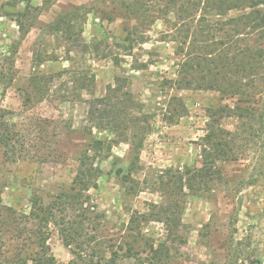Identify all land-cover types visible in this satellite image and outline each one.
Here are the masks:
<instances>
[{
  "label": "rangeland",
  "instance_id": "obj_1",
  "mask_svg": "<svg viewBox=\"0 0 264 264\" xmlns=\"http://www.w3.org/2000/svg\"><path fill=\"white\" fill-rule=\"evenodd\" d=\"M30 1L35 9L23 19L21 29L15 16L0 9V107L12 112L27 146L23 159L15 160L6 157L0 145L3 203L18 213L28 212L30 188L55 191L68 186L80 154L94 139H105L112 145L110 155L100 161L101 176L89 193L97 211L105 215L100 231L110 243L127 248L123 224L131 213L177 201L180 223L168 264H231L234 245L240 240L249 242L255 255L263 257V140L245 136L252 131L249 124L244 125L245 119L236 115L220 119L223 128L238 135L234 159L220 161L216 167L227 180L216 177L192 196L186 186L180 191L179 177L187 166L201 164L199 142L209 119L208 107L251 105L260 112L264 93L257 91L254 103L217 91L177 88L176 70L182 55L177 53L171 25L163 20L139 28L144 41H134L128 52L116 42L123 43L128 29L136 26V18L132 12L114 9L112 0ZM73 11L80 13V42L97 41L100 50L112 55L103 57L92 48L76 47L49 29L59 14ZM36 52L41 54L40 66ZM37 71L53 76L44 99L34 97L28 84ZM83 75L90 80L87 87L77 81ZM258 85L263 88L261 81ZM26 90L33 96L27 105L23 103ZM117 103L137 119L135 128L131 122L118 130L92 127L87 116L90 106L110 110ZM138 142L141 147L136 149ZM26 226L30 228V223ZM142 228L147 237L166 238L162 222L150 221ZM47 243L56 264H69L70 250L57 233ZM240 262L236 264H247ZM121 264H136V260L123 259Z\"/></svg>",
  "mask_w": 264,
  "mask_h": 264
},
{
  "label": "trees",
  "instance_id": "obj_2",
  "mask_svg": "<svg viewBox=\"0 0 264 264\" xmlns=\"http://www.w3.org/2000/svg\"><path fill=\"white\" fill-rule=\"evenodd\" d=\"M112 1L116 5L114 9L132 12L138 24L134 29H128L123 43L116 42L117 47L125 51H132L134 41H144L138 35L139 28L155 20L171 25L170 30L173 36L176 35L179 45L177 53L180 51L182 55L176 70L177 88L217 91L224 96H238L240 100L254 103V94L257 91L264 93V0ZM0 9L6 15L15 16L21 29L23 19L35 8L30 0H3ZM79 16L80 13L75 11L63 12L49 24V29L61 34L69 43H75L76 47L92 48L93 53H101L103 57L112 55L110 51L107 54L100 50L97 41L92 44L80 42L78 33L82 32V28ZM35 58L37 66H40L41 54L36 52ZM114 59H118L116 55ZM52 78V75L34 72L28 83L34 91L33 96L46 98ZM77 81L82 82L84 87L90 85L86 75L79 76ZM260 81L263 88L258 85ZM24 95L23 103L27 105L33 96L28 90ZM97 101L101 103L104 99ZM255 110L251 105L242 108L237 104L207 108L209 119L199 142L201 164L184 169L179 177L180 191L186 186L189 195L197 196L210 180L216 177L227 180L216 167L220 161L234 159V143L238 135L222 127L220 119L224 116L236 115L245 119L244 125L249 124L252 130L245 136L263 140L264 160V102L260 112ZM11 115V111L0 107V145L6 157L23 159L27 151L26 137ZM87 116L92 121V127L100 130L124 129L126 122H131L133 128L135 123L137 125V119L126 113L120 103L110 110L90 106ZM104 117H108L105 122ZM140 147L141 142H138L136 149ZM111 148L107 140L94 139L90 148L80 154L68 186L55 191H43L38 186L30 188L28 212L18 213L12 206L4 204L0 187V264H56L47 243L54 232L70 250L69 264H121L123 259L128 258L136 260V264H168L172 242L178 236L175 229L180 223L177 201L159 206L153 204L145 213H131L123 224L127 248L110 243L101 234L105 215L97 211L89 190L97 187L102 173L99 163L110 155ZM135 160L137 156L129 172L133 171ZM150 221L165 225L166 238L158 241L145 236L142 227ZM26 223H30V228ZM26 234L30 236L26 237ZM249 246L247 241H238L234 245L231 264H236L238 260H241L240 263L264 264V256H256Z\"/></svg>",
  "mask_w": 264,
  "mask_h": 264
}]
</instances>
